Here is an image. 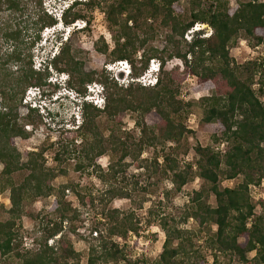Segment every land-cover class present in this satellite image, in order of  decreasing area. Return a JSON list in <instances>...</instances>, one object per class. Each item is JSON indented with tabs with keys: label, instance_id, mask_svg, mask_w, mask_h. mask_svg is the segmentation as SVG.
<instances>
[{
	"label": "trees",
	"instance_id": "1",
	"mask_svg": "<svg viewBox=\"0 0 264 264\" xmlns=\"http://www.w3.org/2000/svg\"><path fill=\"white\" fill-rule=\"evenodd\" d=\"M182 1L111 0L105 4L114 47L110 52L108 46L99 50L109 62L129 63L133 80L128 85L105 70L85 73L70 45H62L52 65L69 74L68 87L86 95V86L97 82L103 86L106 99L102 110L90 103L82 105V124L65 132L69 144L64 152L81 140L76 171L94 167L97 159L107 154L109 170L101 171L99 178L112 183L107 193L113 198L130 197L124 188L115 186L125 172V160L136 162L145 149L158 146L163 147L161 154L156 153L150 165L145 162L148 171L154 166L153 173L170 179L178 192L195 179L203 182L183 215L184 222L193 219L199 230H184L164 220L163 251L154 264H204L206 257L194 243L198 233L207 235L206 244L216 262L222 256L225 264H264V201L258 204L259 213L250 196V186L264 180V58L238 63L230 55L240 37L252 47L264 46V0H237L235 7L228 0H187L188 12ZM99 5V0H75L57 17L46 11L43 0H0V194L9 192L11 203L9 209L3 208L6 217L0 220V264H81L82 255L69 237L76 231L72 225L78 212L66 197L71 189L83 203L85 195L75 185L54 187V171L46 167L44 151L27 152L22 160L15 139L29 137L25 127L35 124L33 116L40 112L29 107L25 118L20 117L18 109L26 91L49 85L48 67L45 71L34 69L35 45L59 19L71 26L86 18L81 6L95 9ZM157 22L166 31L162 49L152 45L159 36L154 28ZM197 24L208 25L212 34L203 37L202 31L194 32L192 39L186 40ZM173 58L182 61L181 73L178 68L165 69L166 60ZM152 60L160 62L161 72L156 84L145 87L135 80L149 70ZM188 75L198 80L196 92H209L197 105L202 112L201 127L210 134L212 145L196 147V169L192 164L181 166L177 157L193 134L186 119L196 103L179 99V86ZM128 113L137 115L139 138L122 132ZM103 116L111 127L107 136L99 132L98 120ZM168 143L173 145L167 147ZM219 145L227 150H220ZM55 159L61 160L59 154ZM239 178L240 183L233 188L220 187L222 179ZM52 195L55 198L34 240L36 248L25 250L18 222L26 213V203ZM211 196L216 206L209 203ZM107 223L105 234L100 233L88 250L87 264H134L114 237L126 239L139 232L135 214L120 215L113 210ZM94 231L98 235L97 228ZM51 240L55 245L49 243ZM251 253H255L252 258Z\"/></svg>",
	"mask_w": 264,
	"mask_h": 264
},
{
	"label": "rangeland",
	"instance_id": "2",
	"mask_svg": "<svg viewBox=\"0 0 264 264\" xmlns=\"http://www.w3.org/2000/svg\"><path fill=\"white\" fill-rule=\"evenodd\" d=\"M44 7L48 13L58 16V9L61 4L67 1V4L73 0H62L61 3L51 0H43ZM86 1V0H78ZM100 5L95 9H89L85 6H81L79 9L82 14L85 15L83 21H78L71 26L56 25L44 31L40 41L35 45L32 55L34 69L37 71H45L44 64L41 62L44 57L53 52L59 45V42L63 38H67V44L71 47V52L76 54L77 60L81 62L83 71L85 73L99 72L105 70L109 75L116 76L121 84L128 85L131 79H126L123 72H119L121 66L118 62L112 63L108 61V58L103 54L99 48L108 46V51H112L114 47L113 35L114 32L108 26L105 19L104 6L111 0H99ZM231 7L237 5V0H228ZM187 0L182 1L183 8L188 12L186 4ZM159 22L154 24V28L159 35L152 43L154 47L162 49L165 46L164 37L166 31L158 26ZM197 26V30L195 27ZM193 28L194 31H189L185 39L190 41L193 37V33L201 30L203 37L205 34L212 33V29L208 25L197 24ZM68 28V29H67ZM65 44V43H64ZM230 55L238 63H244L249 60H259L264 58V46L252 47L244 37H240L237 45L230 49ZM140 53H137V59ZM154 62V70H159L157 73H148L144 75L148 80L154 79L155 76L159 77L160 66L158 60H152ZM165 69L170 70L175 68L179 70V73L183 71L182 61L180 59H167ZM151 64V63H150ZM13 70H16L13 67ZM47 71V83L49 84L45 88L33 87L26 91L22 105L18 109V113L21 118H25L28 113L29 105L28 99H31L32 95H35L37 91L45 89L50 92V95H59L56 102L48 104L49 109L35 113L33 116L35 124L27 123L25 129L30 133L26 139L16 138L15 146L19 150L22 160H26L27 152H40L44 151V159L46 167L53 169L55 178L52 180L54 187L62 185L77 186L80 193L85 195L84 202L82 203L77 198L74 191L69 189L67 191L66 201L73 205V209L78 212V216L73 221V225L76 228L74 233H70L69 237L74 244V248L81 253V264H87L88 250L96 240L100 238V233L105 234L108 223L107 216L113 210H118L120 215H126L129 213L135 214V220L139 223V232L130 233L126 239L114 237V240L120 244L121 247H125L127 254L134 264H154L159 255L163 251V244L165 241V233L162 227L164 220L168 224L175 225L184 230L197 232L198 226L193 219H189L188 222L183 221V215L191 207V198L195 191L203 188V182L200 179L186 184L181 191H176L171 180L164 178L159 173L154 174L155 167H151L147 170L146 163L150 165L152 159L156 153L161 154L162 146L157 148H147L143 151L138 161H133L131 158L125 160L126 169L124 174L119 175L115 186L124 188L129 194V198H113L107 193L111 187L110 183H104L99 174L101 171L108 172L110 159L109 156L103 155L97 159L94 167L88 168L85 171H76V163L80 157V151L82 149V143L80 139L74 144L69 145V151L64 152L65 145L69 144L67 139V130H75L76 120L72 116L75 112L74 108L69 102L60 95L62 87L58 85L60 73L54 70V73ZM58 81V82H56ZM136 81V80H135ZM50 82V83H49ZM52 82H56L55 84ZM93 84H99L94 82L88 84L90 88H93ZM198 85V80L194 76L188 75L179 86V99L185 103H196L191 114L193 115L194 122L189 121L192 116L187 117L186 126L193 134H190L182 144V148L179 152L178 160L181 166L186 164H192L194 167L197 165V153L196 147H206L212 145L210 134L201 127L202 112L199 108L198 102L209 95L207 91L196 92L195 89ZM87 92L89 91L87 87ZM76 93V92H75ZM1 97H0V109ZM38 122V123H37ZM99 132L102 135L107 136L110 134L111 127L107 123L106 117H101L98 120ZM122 132L139 138L140 128L137 125V115L128 113L122 121ZM173 145L168 143L167 147ZM165 147L164 150L168 148ZM216 148L218 146H215ZM220 148V145L219 147ZM219 150V149H217ZM220 150H227L226 147L220 148ZM59 154L60 161H56L55 156ZM159 162H163V158H159ZM100 167V169H98ZM2 166L0 164V170ZM196 169V168H194ZM240 178L235 180L222 179L220 181V187L233 188L240 183ZM250 196L253 203L256 205L257 212H261V208L258 205L261 200L264 201V180L260 185L250 186ZM54 195L42 199L37 202H27L25 209L26 213L18 222L20 232L27 240H35L39 237L40 222L49 213L51 204L54 200ZM211 206H216L214 197L209 198ZM11 207L9 192L0 194V220L5 219L6 214L3 208L9 209ZM73 214V213H72ZM74 215H72L73 217ZM68 227V226H67ZM98 230V235L95 233V229ZM206 234H196L194 238L195 248L206 257L204 264H225V260L222 256H219V261L216 262L213 257V252L206 244ZM51 245H55V240L49 241ZM24 248V245L23 247ZM36 248V247H35ZM26 250V249H25ZM255 253L249 255L250 258L254 257Z\"/></svg>",
	"mask_w": 264,
	"mask_h": 264
},
{
	"label": "clouds",
	"instance_id": "3",
	"mask_svg": "<svg viewBox=\"0 0 264 264\" xmlns=\"http://www.w3.org/2000/svg\"><path fill=\"white\" fill-rule=\"evenodd\" d=\"M51 1H58L57 3H61L62 0H51ZM75 0L71 1V3L67 4V1L64 2V5L61 4V7L58 9L59 13L57 17H60L62 12L67 10L74 2ZM78 1V0H76ZM60 5V4H59ZM77 24V23H76ZM59 26L63 27V23L61 21V19H59ZM68 29V28H67ZM47 30V29H46ZM196 31V32H200ZM67 42V38H63L60 42L59 45L56 47V49L49 53L48 56L44 57L43 60H41V62H43L44 64V68L48 67V70L51 73H54V68L52 65V62L54 61L55 57L59 54L60 52V48L62 47V45L64 43ZM118 64L121 66V69L119 72H123L125 74L126 79H132V73H131V67L129 65L128 62L126 61H121L118 62ZM151 66V65H150ZM159 70H155L153 71V73H157ZM59 78V83L58 85H60L62 87L61 91L59 92L61 96H63L68 102L69 104L74 108L75 112H73L72 116H74L75 120H76V125L74 127H76L75 129H77L81 124H82V105L84 103H90L93 104L94 106H96L99 109H103L101 106H105V94H104V88L101 84H93V88H88V92L86 95H78L77 93H75L71 88L68 87V81L70 79V76L68 73L66 72H60L57 76ZM155 83H157L158 80V76H155L154 78ZM58 82V81H56ZM56 82H52V83H56ZM50 83V82H49ZM88 87V86H87ZM58 96L59 95H55L52 94L50 95V92L45 91V89L43 90H38L37 93L35 95H32L31 99H28L27 104L29 105L30 108H38L40 109V111H43L44 109H49L48 104H50L51 102H56L58 100ZM98 104H100L98 106ZM49 111H52L51 109H49Z\"/></svg>",
	"mask_w": 264,
	"mask_h": 264
},
{
	"label": "built area",
	"instance_id": "4",
	"mask_svg": "<svg viewBox=\"0 0 264 264\" xmlns=\"http://www.w3.org/2000/svg\"><path fill=\"white\" fill-rule=\"evenodd\" d=\"M195 30H197V26L195 27ZM211 34L212 33L205 34L204 36L209 37ZM153 66H154V62H151V66H150L149 70L144 75H146L148 73H150V74L153 73V71H155L154 68H153ZM144 75L141 76V77H139L138 79H136V82H138L139 84H141L142 86H145V87L153 86L154 83H155V80L154 79L148 80ZM88 87L90 88V86H88ZM90 90H91V88H90ZM99 105L100 104H98V106ZM101 107L104 108V106H101ZM191 116H192V118L191 119L189 118L190 123L195 121L193 119V115L192 114L190 115V117ZM222 147H224V145H222ZM194 168H196V167H194ZM27 239L28 238L24 237V241H25L23 243L24 248L25 249H34L35 246H36L35 243H34V240H30V239L27 240Z\"/></svg>",
	"mask_w": 264,
	"mask_h": 264
}]
</instances>
